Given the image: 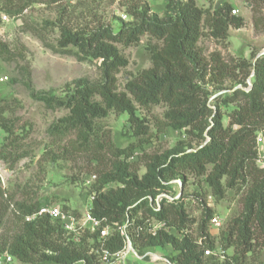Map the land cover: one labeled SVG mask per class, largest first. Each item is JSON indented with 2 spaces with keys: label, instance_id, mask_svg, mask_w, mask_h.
Returning <instances> with one entry per match:
<instances>
[{
  "label": "trees",
  "instance_id": "1",
  "mask_svg": "<svg viewBox=\"0 0 264 264\" xmlns=\"http://www.w3.org/2000/svg\"><path fill=\"white\" fill-rule=\"evenodd\" d=\"M36 1L0 0V3L6 13L14 16ZM258 1L264 7V0ZM231 10L227 3L213 10L198 6L195 0H169L162 16L145 5L140 10H128L132 19H121L117 29L101 25L86 32L62 25L56 44L44 41L54 52L100 61L99 81L77 80L73 90L63 96L34 89L31 96L49 108L69 110L52 124L50 133L63 136L75 132L69 153L84 152L97 163L90 211L113 231L106 238L101 237L99 230L69 233L61 220L49 215L27 221V215L48 203L15 202L16 231L4 233L0 253L8 252L30 264H100L102 249L116 253L124 248L120 228L127 225L132 244L140 254L148 248L170 246L175 254L168 259L173 264H223L214 255H205V249L217 247L207 228L213 217L211 209L205 210L199 225L201 243L188 231L195 220L188 215L184 195L174 200L163 198L160 209L155 210L157 196L172 193L170 182L178 179L186 185L191 174L205 177L216 200L224 198L229 189L245 188L244 209L231 221L222 238L225 249L235 244L234 262H245L247 255L255 251L258 235L264 237V167L257 164V138L264 130V54L256 59L258 52L252 51L251 59L239 56L226 60L220 51L206 56L199 45L205 35L226 40L230 27L244 26V17L231 14ZM145 34L158 42L147 46L152 64L131 75L125 90H119L117 74L129 65V59L118 44L137 45ZM2 46L7 51L6 44ZM228 81L233 86L228 87ZM236 85L243 88L234 89ZM221 91L225 92L212 98ZM160 104L166 105L167 110L164 121H156L158 133L172 128L183 131L188 139L178 140L163 153H145L141 157L145 172L140 175L131 161L140 145L116 147L111 131L100 119L111 110L125 113L132 135L146 136L148 121L139 114V109L149 111ZM229 105L235 107L227 114L229 123L225 125L222 106ZM11 111L10 103L0 102V129L6 134L0 157L13 167L26 154L10 157L7 153V147L16 138L15 125L8 117ZM113 183L119 186L106 189ZM3 194L0 187V195ZM201 194L196 191L197 196ZM11 204L8 202L0 213V224ZM62 208L79 217L67 205ZM149 218L164 222L170 230L149 231L146 222ZM89 239L93 242L89 243Z\"/></svg>",
  "mask_w": 264,
  "mask_h": 264
},
{
  "label": "rangeland",
  "instance_id": "2",
  "mask_svg": "<svg viewBox=\"0 0 264 264\" xmlns=\"http://www.w3.org/2000/svg\"><path fill=\"white\" fill-rule=\"evenodd\" d=\"M195 1L198 6L213 10L225 3L230 4L232 9H239L237 14H233L231 10V14L240 15L245 19L243 27H230L229 37L226 40H219L209 35L203 36L199 45L206 56L213 51H220L226 60L239 56L251 59L252 51L259 54L264 50V7L258 0ZM168 2L169 0H63L53 3L37 0L22 13L14 16L6 13L0 3V75L7 77V80L0 82V102H8L12 105L8 117L15 125L16 132V138L11 141L12 146L7 147V153L10 157L26 154L19 158L13 167L10 161L6 162L0 157V163L7 171L5 182L0 179V187L4 190V194L0 195V213L4 211V206L6 207L8 202L12 203L0 224V241L4 233L12 234L13 230L14 233L16 231L13 211L15 202L40 201L60 207L67 205L69 211L73 213L76 211L79 217H83L91 207L90 197L93 194L91 187L94 181L87 184L86 179L90 175H95L97 163L90 160L84 152L69 153L70 141L75 138V132L63 136L50 133L52 124L68 114L69 110L47 107L44 102L31 96V89L63 96L73 90L77 80L99 81L100 61L80 60L74 55L54 52L44 45V41L56 44L62 25L73 31L86 32L101 25L117 29L121 19L125 21L132 19L128 10L135 8L140 10L145 5H148L152 12L162 16ZM3 15H7L9 20H3ZM154 43H158L156 39L145 34L137 45L118 44L129 59V65L117 74L119 90H125V83L131 75L151 66V54L147 46ZM4 44L8 52L4 50L2 46ZM226 84L228 87L233 86L232 81ZM238 87L243 88L242 85L235 86ZM225 91L214 93L212 98ZM3 98L4 100H1ZM234 107L235 105L222 106V111L226 114L223 120L225 125L229 123L227 114ZM166 110L164 104L155 105L149 111L139 109V114L146 117L149 125L148 134L141 137L132 135L128 116L125 113L111 110L107 117L100 119L105 128L111 131L116 147L124 148L132 143L140 145L135 149V153L138 154L131 160L140 175L145 172L144 161L141 159L145 153H163L178 140L188 139L183 131L172 128H166L158 133L156 121H164ZM5 136L6 134L0 129V147ZM141 139H143L142 144H140ZM257 147L259 152L257 164L264 167V130L258 134ZM177 180L170 182L173 184L172 193L166 194L172 199L185 196L183 202L188 215L195 220L189 226V233L199 243L202 242L199 225L205 210L211 209L213 216H218L222 221L220 227L212 225L210 220L207 222L210 239L214 240L217 246L211 255L223 264H236L233 260L236 252L235 244L225 249L222 238L228 233L231 221L239 217L244 209L245 188L229 189L224 198L216 200L205 182V177L190 174L186 185L181 180V183H178ZM118 186V183H113L107 185L106 189ZM196 191L202 194L197 196ZM156 221H152L151 224L154 226L157 224ZM146 222L149 225L148 219ZM112 231L113 229L110 228L109 233ZM88 241L93 242L92 239ZM256 243L255 251L247 255L243 264H264V237L259 234ZM156 251L165 257L175 254L170 246L158 247ZM126 262L171 264L164 260L155 262L152 257L138 259L133 254L128 255ZM7 264L30 263L14 259Z\"/></svg>",
  "mask_w": 264,
  "mask_h": 264
},
{
  "label": "built area",
  "instance_id": "3",
  "mask_svg": "<svg viewBox=\"0 0 264 264\" xmlns=\"http://www.w3.org/2000/svg\"><path fill=\"white\" fill-rule=\"evenodd\" d=\"M239 11L238 8L232 9L233 14H237ZM3 20L7 21L9 20V17L7 15H3ZM7 80V77L1 76L0 75V82H4ZM137 152L134 153V155L131 157V160L135 158ZM7 171L4 169L2 164L0 163V179L2 182H5V177H6ZM97 178V175H90L86 181L87 184H90L91 182L95 181ZM178 183H181L180 180H177ZM95 197V194L93 193L90 197V201L93 200ZM163 198H168L169 200H174L172 199L168 194L164 193L159 196H157L156 201H155V210H159L161 207V201ZM91 209V208H90ZM90 209L87 211V213L83 217H78L75 216L72 213H69L62 209L60 206H54L50 204L42 205L38 211L31 215L26 216L27 221H33L37 217L42 216V215H49L52 219H59L63 222L65 229L69 233H79L81 231H84L85 229H90L91 231L99 230L101 232V237L106 238L109 235V227L108 226H103V220L98 219L94 217L91 214ZM152 221H156V219L151 218L148 219L149 223V231L156 233L158 229L165 228L167 230H170L169 228L166 227L164 222L156 221L157 224H154V226L151 224ZM211 224L220 227L222 224V221L218 216H213L211 219ZM120 234L124 238L125 241V246L122 250H119L116 253H111L108 249H102V255H101V263L100 264H128L126 262V259L128 255L133 254L136 258L138 259H147L149 257H152V260L157 262L160 260H164L166 262H170L168 257L162 256L161 254L157 253L155 251L156 248H148L145 250L144 254H140L137 249L132 244L131 238L129 236V233L127 231V225H124L120 228ZM213 254V250L211 249H205V255L209 256ZM15 258L9 254L8 252H4L0 254V264H7L8 262H12ZM171 263V262H170ZM131 264V263H129ZM172 264V263H171Z\"/></svg>",
  "mask_w": 264,
  "mask_h": 264
},
{
  "label": "water",
  "instance_id": "4",
  "mask_svg": "<svg viewBox=\"0 0 264 264\" xmlns=\"http://www.w3.org/2000/svg\"><path fill=\"white\" fill-rule=\"evenodd\" d=\"M263 54H264V50L261 51V52L257 55L256 59H257L259 56L263 55ZM256 59H255V60H256ZM253 74H254V73H253ZM253 74H252V75H253ZM249 84L252 85V83H251L250 80H249ZM234 89H236V88H234Z\"/></svg>",
  "mask_w": 264,
  "mask_h": 264
},
{
  "label": "crops",
  "instance_id": "5",
  "mask_svg": "<svg viewBox=\"0 0 264 264\" xmlns=\"http://www.w3.org/2000/svg\"><path fill=\"white\" fill-rule=\"evenodd\" d=\"M155 251H156V249H155ZM157 252V251H156Z\"/></svg>",
  "mask_w": 264,
  "mask_h": 264
}]
</instances>
